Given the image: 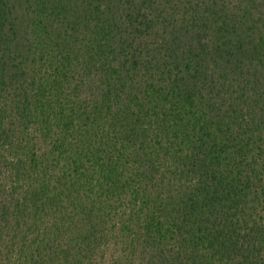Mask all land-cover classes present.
<instances>
[{"label": "trees", "instance_id": "trees-1", "mask_svg": "<svg viewBox=\"0 0 264 264\" xmlns=\"http://www.w3.org/2000/svg\"><path fill=\"white\" fill-rule=\"evenodd\" d=\"M0 264H264V0H0Z\"/></svg>", "mask_w": 264, "mask_h": 264}]
</instances>
